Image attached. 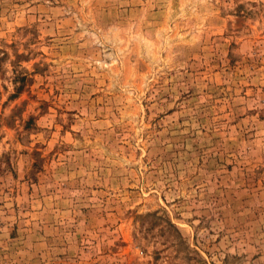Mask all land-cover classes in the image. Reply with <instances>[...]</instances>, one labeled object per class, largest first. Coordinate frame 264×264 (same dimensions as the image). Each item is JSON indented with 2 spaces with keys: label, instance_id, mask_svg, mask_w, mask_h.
I'll return each mask as SVG.
<instances>
[{
  "label": "rangeland",
  "instance_id": "1",
  "mask_svg": "<svg viewBox=\"0 0 264 264\" xmlns=\"http://www.w3.org/2000/svg\"><path fill=\"white\" fill-rule=\"evenodd\" d=\"M0 264H264V0H0Z\"/></svg>",
  "mask_w": 264,
  "mask_h": 264
}]
</instances>
